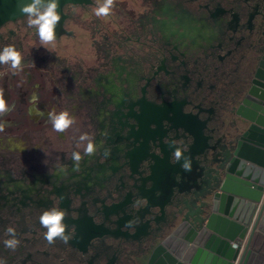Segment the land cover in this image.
Here are the masks:
<instances>
[{
  "label": "flooded vegetation",
  "instance_id": "af4514ba",
  "mask_svg": "<svg viewBox=\"0 0 264 264\" xmlns=\"http://www.w3.org/2000/svg\"><path fill=\"white\" fill-rule=\"evenodd\" d=\"M102 2L64 4L56 39L47 45L24 14L0 23V53L14 45L22 57L19 71L0 64L9 109L0 116L4 264L140 259L157 232L148 227L149 234L132 239L123 232L125 216L141 206L134 185H140L146 163L154 164L159 144L169 148L174 133L164 117L197 113L206 119L204 132L212 129L220 137L250 79L257 40L264 37L258 14L264 0H115L108 17H97L94 9ZM53 111H67L75 123L57 133L49 119ZM85 133L95 145L93 155L84 154L86 141L77 146ZM188 140L171 142L185 149ZM73 152L82 156L78 166ZM198 172L192 163L185 173L196 175L182 182L191 204ZM126 196L129 201L121 204ZM53 207L66 213L67 243L44 238L39 218ZM8 227L20 241L15 250L4 244L12 238Z\"/></svg>",
  "mask_w": 264,
  "mask_h": 264
},
{
  "label": "water",
  "instance_id": "95a60500",
  "mask_svg": "<svg viewBox=\"0 0 264 264\" xmlns=\"http://www.w3.org/2000/svg\"><path fill=\"white\" fill-rule=\"evenodd\" d=\"M30 2L0 0V23L22 15L21 4ZM77 2L88 0H58V13L64 4ZM258 14L264 18V8ZM256 51L250 79L220 137L212 129L204 132L206 119L197 113L161 116L172 138L189 139L181 151L199 168L191 190L195 202L183 196L182 182L196 174L185 173L183 160L169 159L174 149L159 144L160 155H153L154 164L146 163L140 185H134L141 206L125 216L123 231L135 240L149 234L148 227L157 233L132 264H233L236 259L235 264H264V37L257 40ZM128 201L126 196L121 204ZM131 216L136 222L129 221ZM118 232L114 229L112 236Z\"/></svg>",
  "mask_w": 264,
  "mask_h": 264
},
{
  "label": "clouds",
  "instance_id": "9594fccd",
  "mask_svg": "<svg viewBox=\"0 0 264 264\" xmlns=\"http://www.w3.org/2000/svg\"><path fill=\"white\" fill-rule=\"evenodd\" d=\"M115 6V0H103L102 3H98V6L94 9L97 17H108L112 9ZM58 0H31L30 3H23L20 6V11L27 17L28 27H35L37 29V35L42 45L52 43L55 39V28L61 19L58 11ZM21 54L16 50L14 45H7L3 48V52L0 53V64H10L13 70H22ZM36 99L35 97L33 98ZM9 111L6 102L3 98V90L0 89V116ZM49 119L52 123L53 130L57 133H63L75 123V118L71 117L67 111H61L59 114L53 112L49 113ZM5 129V124L0 122V132ZM87 142L84 147L85 155H93L95 153V145L88 134H81L79 137V144ZM174 149L173 155L176 163L183 160L181 169L184 171H191V159L183 155L180 148L175 147V142L169 144ZM72 159L76 162L77 166L82 156L79 152L72 153ZM65 211L56 207L43 211L39 218V222L42 228L47 231L44 233V238L49 244L55 243L57 238H60L65 243L68 242L70 237L65 234L67 225L63 223L65 219ZM131 222H129L130 224ZM7 233L12 236L11 239L4 241L7 248L15 250L20 241L15 237V229L12 227L7 228ZM0 264H4L3 260H0Z\"/></svg>",
  "mask_w": 264,
  "mask_h": 264
},
{
  "label": "crops",
  "instance_id": "0c3cea01",
  "mask_svg": "<svg viewBox=\"0 0 264 264\" xmlns=\"http://www.w3.org/2000/svg\"><path fill=\"white\" fill-rule=\"evenodd\" d=\"M263 194H264V191H263ZM231 243H233V242H231ZM242 247H243V245H241V248H240V250H239V253H238V255H237V258H238V256L240 255V252H241ZM236 261H237V259H236L235 261H233V264H235Z\"/></svg>",
  "mask_w": 264,
  "mask_h": 264
}]
</instances>
